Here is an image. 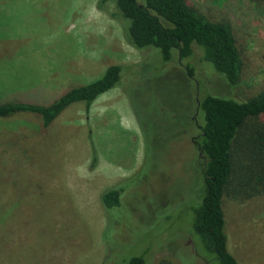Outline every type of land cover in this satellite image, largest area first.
Returning a JSON list of instances; mask_svg holds the SVG:
<instances>
[{
	"label": "rangeland",
	"instance_id": "374dc122",
	"mask_svg": "<svg viewBox=\"0 0 264 264\" xmlns=\"http://www.w3.org/2000/svg\"><path fill=\"white\" fill-rule=\"evenodd\" d=\"M187 1L208 20L232 25L239 82L229 86L196 48L187 61L143 63L88 114L72 105L50 127L31 113L0 117V264H126L138 256L146 264H208L191 233L203 196L196 102L264 92V7ZM96 4L0 0V104H48L110 64L141 63L119 23ZM117 185L121 205L106 211L100 195ZM224 214L237 262L264 264V188L226 198Z\"/></svg>",
	"mask_w": 264,
	"mask_h": 264
},
{
	"label": "trees",
	"instance_id": "16d2710c",
	"mask_svg": "<svg viewBox=\"0 0 264 264\" xmlns=\"http://www.w3.org/2000/svg\"><path fill=\"white\" fill-rule=\"evenodd\" d=\"M250 1L264 7V0ZM96 8L119 23L124 42L142 54L141 63L110 64L99 78L66 91L48 104H0V117L31 113L41 118L44 127H50L72 105H82L88 114L98 98L124 85L123 81L143 63L153 62L160 68L174 57L187 61L196 48L229 86L239 82L241 55L228 21L208 20L187 0H97ZM184 69L188 77H194L189 63ZM196 104L200 122L195 126V143L203 159V196L193 210L192 237L208 264H239L228 249L224 202L226 198L243 200L264 188V92L246 100L205 94ZM91 154L93 169L97 164L93 148ZM122 193L120 185L104 191L99 198L102 207L106 211L119 208ZM126 264L146 263L138 256Z\"/></svg>",
	"mask_w": 264,
	"mask_h": 264
},
{
	"label": "flooded vegetation",
	"instance_id": "af4514ba",
	"mask_svg": "<svg viewBox=\"0 0 264 264\" xmlns=\"http://www.w3.org/2000/svg\"><path fill=\"white\" fill-rule=\"evenodd\" d=\"M191 142H193V137H191Z\"/></svg>",
	"mask_w": 264,
	"mask_h": 264
}]
</instances>
